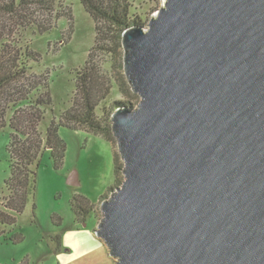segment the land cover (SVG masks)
<instances>
[{"label": "water", "instance_id": "water-1", "mask_svg": "<svg viewBox=\"0 0 264 264\" xmlns=\"http://www.w3.org/2000/svg\"><path fill=\"white\" fill-rule=\"evenodd\" d=\"M122 45L141 99L96 235L116 264H264V0H164Z\"/></svg>", "mask_w": 264, "mask_h": 264}, {"label": "rangeland", "instance_id": "rangeland-1", "mask_svg": "<svg viewBox=\"0 0 264 264\" xmlns=\"http://www.w3.org/2000/svg\"><path fill=\"white\" fill-rule=\"evenodd\" d=\"M130 1L131 18L141 17L146 27L164 4V0ZM56 14L57 26L51 30L40 33L36 27H31L23 32L24 41L42 56L34 70L50 75L53 106L47 109L41 131L45 132L53 118L72 106L77 74L91 53L112 79L111 92L97 113L101 115L103 108L114 111L117 101L131 102L130 106L136 107L140 95L131 87V93L124 94L119 86L122 73L127 82L119 65L124 48H115L112 54L92 52L95 21L80 0H57ZM59 135L67 147L63 165L56 168L49 151H44L37 170L34 199L18 216L15 227H2L7 234L11 231L22 233L23 241L14 244L0 239V264H116L113 257L106 255V244L96 235V230L103 218V200L125 180V163L117 138L113 136V140H107L89 131L65 126L60 127ZM8 142L9 130L0 131V201L6 194L5 181L10 175ZM116 159L121 166L118 174L115 172ZM70 179L75 183L70 184ZM75 195L84 196L94 204L84 222H79L72 210L71 201Z\"/></svg>", "mask_w": 264, "mask_h": 264}, {"label": "trees", "instance_id": "trees-1", "mask_svg": "<svg viewBox=\"0 0 264 264\" xmlns=\"http://www.w3.org/2000/svg\"><path fill=\"white\" fill-rule=\"evenodd\" d=\"M57 0H0V131L9 130L7 151L10 175L5 181L6 194L0 201V239L14 244L23 241V234L2 227H15L18 216L35 197L37 170L45 150H48L56 168L63 165L66 142L59 135L61 126L83 129L107 140H113V111L100 104L111 92L112 79L89 55L85 66L76 77V91L72 106L53 118L45 132L40 125L47 109L53 106L49 73L34 69L42 61L41 54L23 39V32L36 27L45 33L56 27ZM95 21V45L92 52L112 54L123 48L122 35L133 25L145 26L141 17L131 18L130 0H80ZM120 67L124 70V54ZM125 74V70H124ZM125 78L119 80L124 94L130 92ZM117 107L132 105L117 101ZM114 110V109H113ZM121 166L116 159V174ZM113 188V187H111ZM94 204L81 195H75L71 207L79 222H84L93 211ZM36 204H33V209Z\"/></svg>", "mask_w": 264, "mask_h": 264}, {"label": "crops", "instance_id": "crops-1", "mask_svg": "<svg viewBox=\"0 0 264 264\" xmlns=\"http://www.w3.org/2000/svg\"><path fill=\"white\" fill-rule=\"evenodd\" d=\"M104 246V245H103ZM105 248H104V250H105V252H106V255L107 256H109L110 254H109V251H108V249H107V247L106 246H104ZM114 260V259H113Z\"/></svg>", "mask_w": 264, "mask_h": 264}]
</instances>
